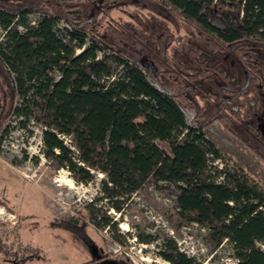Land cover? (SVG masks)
Listing matches in <instances>:
<instances>
[{
  "label": "trees",
  "instance_id": "trees-1",
  "mask_svg": "<svg viewBox=\"0 0 264 264\" xmlns=\"http://www.w3.org/2000/svg\"><path fill=\"white\" fill-rule=\"evenodd\" d=\"M12 117L40 124L45 155L82 183L103 175L110 208L149 178L176 185L212 251L226 241L236 264H264V184L212 166L205 136L217 123L264 166V0H0V143ZM77 224L50 226L80 247Z\"/></svg>",
  "mask_w": 264,
  "mask_h": 264
},
{
  "label": "rangeland",
  "instance_id": "rangeland-1",
  "mask_svg": "<svg viewBox=\"0 0 264 264\" xmlns=\"http://www.w3.org/2000/svg\"><path fill=\"white\" fill-rule=\"evenodd\" d=\"M120 17L127 18L111 14L115 22ZM36 18L29 16L30 22ZM64 24L60 21L57 28L63 29ZM81 51L74 50V56ZM110 65L116 67L111 61ZM32 111V117H41L35 107ZM18 120L9 119V133L0 143V237L8 245L9 257L13 253L20 258L39 257L21 260V264H84L87 257L82 249L70 245L66 234L50 226L65 220L76 221L78 226L86 223L88 238L110 260L123 264H169L158 254L160 246H165V255H175L176 249L196 264H236L228 242L212 251L207 231L178 213L176 185L149 178L136 193L116 204L120 207L116 211L102 194L103 175L95 173L92 181L82 183V175L73 176L58 166L57 159L45 155L40 124L30 120L23 129ZM205 136L222 157L212 166L217 170L225 164L241 168L264 184L261 162L217 123L205 129ZM62 140L70 148L68 138ZM104 221H110L109 226ZM121 224L127 231L120 229Z\"/></svg>",
  "mask_w": 264,
  "mask_h": 264
},
{
  "label": "flooded vegetation",
  "instance_id": "flooded-vegetation-1",
  "mask_svg": "<svg viewBox=\"0 0 264 264\" xmlns=\"http://www.w3.org/2000/svg\"><path fill=\"white\" fill-rule=\"evenodd\" d=\"M80 248L87 257L84 264H123L121 261L110 260L109 257L105 255L104 251L101 250V247H98L93 241L88 240L84 245H81ZM20 256H18L17 253H13L12 257H9L8 245L0 237V264H21L22 261L29 258L22 256L21 259ZM16 258H18V260L13 262Z\"/></svg>",
  "mask_w": 264,
  "mask_h": 264
},
{
  "label": "bare ground",
  "instance_id": "bare-ground-1",
  "mask_svg": "<svg viewBox=\"0 0 264 264\" xmlns=\"http://www.w3.org/2000/svg\"><path fill=\"white\" fill-rule=\"evenodd\" d=\"M120 229H122L123 231H127V226L124 224L120 225ZM145 261H148L147 259H145Z\"/></svg>",
  "mask_w": 264,
  "mask_h": 264
},
{
  "label": "built area",
  "instance_id": "built-area-1",
  "mask_svg": "<svg viewBox=\"0 0 264 264\" xmlns=\"http://www.w3.org/2000/svg\"><path fill=\"white\" fill-rule=\"evenodd\" d=\"M63 23V22H62ZM35 24V20L31 22V25ZM64 28L69 29L68 26L66 24H64ZM70 142V141H69Z\"/></svg>",
  "mask_w": 264,
  "mask_h": 264
}]
</instances>
